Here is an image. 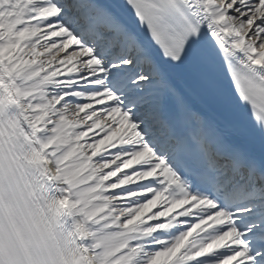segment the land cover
Returning <instances> with one entry per match:
<instances>
[{
    "label": "snow or ice",
    "instance_id": "snow-or-ice-1",
    "mask_svg": "<svg viewBox=\"0 0 264 264\" xmlns=\"http://www.w3.org/2000/svg\"><path fill=\"white\" fill-rule=\"evenodd\" d=\"M0 264H264V0H0Z\"/></svg>",
    "mask_w": 264,
    "mask_h": 264
}]
</instances>
